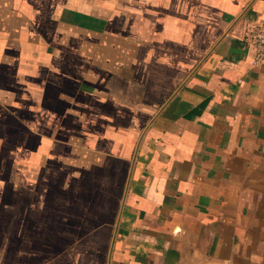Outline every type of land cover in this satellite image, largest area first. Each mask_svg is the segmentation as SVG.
<instances>
[{
    "label": "crops",
    "instance_id": "crops-1",
    "mask_svg": "<svg viewBox=\"0 0 264 264\" xmlns=\"http://www.w3.org/2000/svg\"><path fill=\"white\" fill-rule=\"evenodd\" d=\"M264 0H0V264H264Z\"/></svg>",
    "mask_w": 264,
    "mask_h": 264
},
{
    "label": "built area",
    "instance_id": "built-area-1",
    "mask_svg": "<svg viewBox=\"0 0 264 264\" xmlns=\"http://www.w3.org/2000/svg\"><path fill=\"white\" fill-rule=\"evenodd\" d=\"M245 39L253 53V64L264 65V26L247 31Z\"/></svg>",
    "mask_w": 264,
    "mask_h": 264
}]
</instances>
